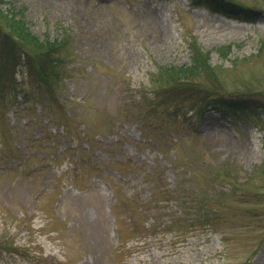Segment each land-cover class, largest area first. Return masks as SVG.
<instances>
[{"label":"rangeland","instance_id":"1","mask_svg":"<svg viewBox=\"0 0 264 264\" xmlns=\"http://www.w3.org/2000/svg\"><path fill=\"white\" fill-rule=\"evenodd\" d=\"M232 1L259 16L189 0H3L33 35L68 39L52 95L20 52L0 56V264H264V113L212 107L264 104V0ZM192 39L210 66L171 91L175 79L154 82L190 63Z\"/></svg>","mask_w":264,"mask_h":264},{"label":"trees","instance_id":"2","mask_svg":"<svg viewBox=\"0 0 264 264\" xmlns=\"http://www.w3.org/2000/svg\"><path fill=\"white\" fill-rule=\"evenodd\" d=\"M189 1L193 6H202L210 12L220 13L227 17L245 21L253 20L259 16V10L244 6L243 4L232 0ZM2 3L3 0H0V19L2 21V25H0V33L2 34H0L2 36V38H0V45L6 42V44H14L15 48L10 47L6 51L3 50L0 52V56H4V60H7L8 57L10 59L14 54L15 57H19L18 54L16 56V52H20L21 63H23L27 67V70L35 76L39 84H44L46 87H49L48 81L51 83L50 78H58V71L55 68L62 63L60 49L68 38L64 36L63 32H60L57 36L51 38H38L30 32L29 27L23 18L24 10L22 7L18 8L9 2L7 6L2 8ZM14 38H16L17 41H22L25 44H31V51L23 49L17 45V43H14ZM188 46L190 49V63L179 66L167 65L160 68V71L158 70V74L153 77L156 80L154 82H158L160 78H163L161 77L163 75L167 76L168 78L175 79L176 82H174V84L170 86L171 88H169V91H171L173 87H179L180 81L182 82L183 79L188 81L189 78H191L199 70L210 66L208 52H204L195 39H192L190 42H188ZM6 47H8V45ZM225 47L226 51L230 50L228 45ZM9 67V64H6V66L5 64H2L0 67V76L3 77L5 75L4 77L6 78L9 73L7 72ZM13 83L15 87L14 91H20V87L17 84V79L14 78ZM47 91L51 93V95L54 93L50 87L47 89ZM51 97L53 98V96ZM165 97L164 101L166 100ZM160 103L162 105L161 101ZM212 107L218 109L222 114L230 115L236 119L243 118L244 116H253L256 114V112L258 114V111H262L264 113V104L258 103L252 105V107L249 109L250 113H246L243 103L236 101L234 98L213 102Z\"/></svg>","mask_w":264,"mask_h":264}]
</instances>
